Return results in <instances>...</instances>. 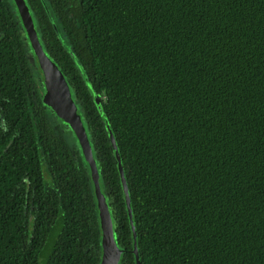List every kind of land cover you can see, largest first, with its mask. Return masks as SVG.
Instances as JSON below:
<instances>
[{
    "label": "trees",
    "instance_id": "obj_1",
    "mask_svg": "<svg viewBox=\"0 0 264 264\" xmlns=\"http://www.w3.org/2000/svg\"><path fill=\"white\" fill-rule=\"evenodd\" d=\"M27 2L91 140L122 264L128 208L93 91L142 264H264V0ZM45 93L18 3L0 0V264H99V188Z\"/></svg>",
    "mask_w": 264,
    "mask_h": 264
},
{
    "label": "water",
    "instance_id": "obj_2",
    "mask_svg": "<svg viewBox=\"0 0 264 264\" xmlns=\"http://www.w3.org/2000/svg\"><path fill=\"white\" fill-rule=\"evenodd\" d=\"M16 2L18 3L20 12L22 14V18L27 28L29 38L35 48V57L40 62L41 67L44 71V80L46 83V93L44 96V100L50 106H52L57 114L60 117L64 118L75 130V133L77 134L82 144L85 158L90 164L92 178L99 188L100 202L97 209L101 249V258L99 264H122L124 249L118 245L116 239V230L112 210L103 186L98 161L91 146V140L87 134L79 109L75 103L71 87L68 84L66 75L64 74L59 64L42 47L27 0H16ZM85 77L88 81V77L86 75ZM90 87L92 88L91 85ZM93 96L100 110V113L105 120V124L114 148L115 158L120 172V178L124 191L125 202L128 208L135 264H142L136 216L134 208L131 204L130 188L117 139L102 107L100 99L94 91Z\"/></svg>",
    "mask_w": 264,
    "mask_h": 264
},
{
    "label": "rangeland",
    "instance_id": "obj_3",
    "mask_svg": "<svg viewBox=\"0 0 264 264\" xmlns=\"http://www.w3.org/2000/svg\"><path fill=\"white\" fill-rule=\"evenodd\" d=\"M52 116H54V115L52 114ZM56 120L57 119L54 117L53 124H56ZM65 136H66V139H67L68 143L72 146L73 145V135H72V133L68 132Z\"/></svg>",
    "mask_w": 264,
    "mask_h": 264
}]
</instances>
